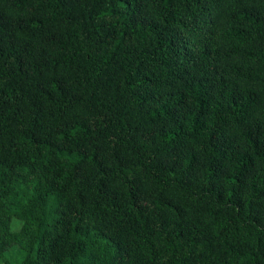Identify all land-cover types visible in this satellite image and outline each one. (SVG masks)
<instances>
[{
	"label": "trees",
	"instance_id": "obj_1",
	"mask_svg": "<svg viewBox=\"0 0 264 264\" xmlns=\"http://www.w3.org/2000/svg\"><path fill=\"white\" fill-rule=\"evenodd\" d=\"M0 263L264 264V0H0Z\"/></svg>",
	"mask_w": 264,
	"mask_h": 264
},
{
	"label": "rangeland",
	"instance_id": "obj_2",
	"mask_svg": "<svg viewBox=\"0 0 264 264\" xmlns=\"http://www.w3.org/2000/svg\"><path fill=\"white\" fill-rule=\"evenodd\" d=\"M16 222V221H15ZM15 230H19L20 229V227H21V224L19 223V222H16L15 223ZM16 256H18V254L16 253V251L14 252V257H16ZM0 264H2V263H0Z\"/></svg>",
	"mask_w": 264,
	"mask_h": 264
}]
</instances>
